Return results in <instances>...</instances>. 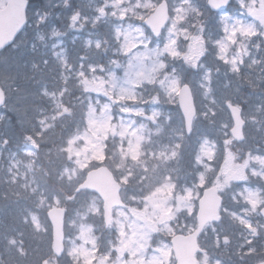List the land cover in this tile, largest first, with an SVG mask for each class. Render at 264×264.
Wrapping results in <instances>:
<instances>
[{
	"label": "rangeland",
	"instance_id": "obj_1",
	"mask_svg": "<svg viewBox=\"0 0 264 264\" xmlns=\"http://www.w3.org/2000/svg\"><path fill=\"white\" fill-rule=\"evenodd\" d=\"M197 1L200 2L202 0ZM4 3L5 0H0V7H3ZM140 4L142 3L136 0V2H132V5L126 11L122 9L119 12V16L121 17L120 22L122 23V20L125 18L126 21L133 24V26H127L125 29H120L119 26L116 27V44L118 49L116 50L115 55L119 57L121 66L117 63H110V66L118 71V75L114 77L110 76L106 78L105 82H99L94 86V94L96 96H101L103 103L108 102L109 106L103 109L104 111L100 116H95L94 110L91 109L87 118L89 129L88 134L77 136L69 145L66 161L76 162L78 169L86 168L88 164L91 163L92 159L96 162L102 159V141L108 137H120V139H124L126 136L131 135V137L136 139V142L131 143L126 147L129 149L134 148L133 145L139 143V138H137V133L134 132L135 130L130 129V125H132L129 121L130 118L139 122L149 121L159 113L160 104L166 107L174 105L177 88L183 80L192 84V89L196 93L198 99L197 110H199L201 116L205 115V110L211 108L208 107L209 105L220 107L221 101L226 98V94H223L220 99L217 98L212 102L210 100V103H208L210 88V84H208L209 80L220 78L223 81L226 80L225 84H238L236 72L228 70L229 73L225 75L221 71H215L213 77L211 72H208L207 74V69L204 68L202 64L196 63H191L189 69L184 68L183 70H178L177 73H172L171 71L169 74L164 72H161L160 74V71H162L164 67L162 57H168L172 60L175 54H178L175 45L178 36L186 41L185 47L183 45L181 46L183 51H187L188 56L194 54L193 51H196L195 45L199 36L196 38L194 37L192 40L188 39L194 35H199V33L195 34L190 28H197L198 23L195 21H198L201 16H205L207 12L204 8L203 10L189 13L186 12V10H182L180 3H175V1H173V3H171V21L169 22L161 40L151 44L150 38L146 37L141 26L136 24L139 22L141 13L140 11H136L135 6L139 7ZM107 7H109V3H105V8ZM116 11L111 10L106 18L111 20V17H115L117 14ZM106 12L107 10L104 12L103 10L97 9L94 13L101 14L100 17L101 20H103L105 19ZM233 12L235 15H231V17H229L230 14L225 13L213 18H206L201 23L204 32H210L208 34L209 37L219 38L210 41L209 44L213 45L215 50L220 52L218 57H220L221 60L227 61L228 56L226 53L224 55L227 46L230 43L235 46L231 61L228 62V65H231L232 67L236 65L235 59H237V52L241 50L243 53L246 46V43H243L245 41L244 38H246L251 31V26L246 20H250L261 29L264 27V1L234 0L232 13ZM242 14L245 17V21L240 18V15ZM28 17L31 22L35 23V10H29ZM101 20L98 15L93 17L92 27L95 30L101 25ZM209 22H211V24H209ZM103 24L106 25L105 22H103ZM251 32L256 33V30H252ZM22 39L23 38H21V40ZM21 40H18L19 42L17 44H21ZM9 53L13 52L10 51L6 53L5 57H7ZM182 55L183 53L180 54L181 58L177 59V67H179L182 60L185 63V55ZM11 61L16 63L13 59H10L8 62ZM193 61L195 62V59ZM8 62L7 59L4 58L0 63L1 71L7 76L9 75L7 68ZM2 72H0V84L5 91L7 89L10 93H16V91L13 90V85L6 83ZM245 74L246 76H249V73L245 72ZM157 75L160 76L156 79ZM145 83H153V87L151 88V92L153 91V93L147 100H143L141 108H120V98L124 96H133L137 87H143L146 89L144 86ZM225 84L223 85L224 90H226ZM142 94V92L138 93V99H141L144 96ZM18 101H21L20 97L15 98V96H13L12 104L10 105L8 103L6 110L8 112L19 110L22 113L23 118H19L18 121L22 119L28 121L29 119H26L27 113L25 112L27 109H24V106L22 105L20 106ZM146 104L150 106L148 110L144 107ZM114 105L119 107V117L112 122L113 118L109 109ZM213 114H216V112H213ZM200 115H198L195 123L194 132L197 136L196 139L201 135L208 134L212 137V140L206 138L200 141L193 154V160L192 157L190 159V164L194 166V170H200V174L191 181L189 187L192 188L190 189L186 186L182 189V193L179 195L182 197L183 201L180 205H177L176 198H174V203L169 205L166 202V196L169 195L170 197L175 193V189L173 188L175 185L173 186V183H163V186H158V188L153 190L152 195H150L148 199L149 203L142 208L141 212L140 210L134 212V218L130 220L129 223H122L121 215H123V217H125V215L117 212L114 224L111 225V228L115 231L118 242L113 243L111 249H109V253L117 250L118 259L112 264H170L172 253L169 242L164 240V237H171L176 232V229L172 226L176 223H171L167 220H169L174 213L181 212L185 217L183 224H185L186 227L189 224L186 222L194 218L192 212L194 213L195 209V203H193V197L196 193L195 191L204 185L211 183L215 184L218 190H223L224 195L228 197V206L234 199L236 200L235 206L238 208L236 214L241 212V208L238 207V200L236 197L228 195L227 188L230 187V184H239L244 181V178L247 175L245 168L243 165H240L231 170L230 157L226 154L219 160L215 159V154H218V149L216 150L213 141H217L224 146L227 143V140H229L228 137L227 140H225V137L227 136V127L224 126L225 118L224 116L217 117L216 119L214 118L212 122H216V124L209 125L207 129L203 125L204 123L201 122ZM120 116H123L124 119L120 118ZM49 122L48 118L41 117V119L38 120L37 125L42 128V131L44 132L48 129ZM248 122L252 125L251 120H248ZM77 140H81V143L76 146ZM222 148L224 149V147ZM123 154H125V152L119 153V156L116 158V163H114V167L118 172H121L123 169ZM54 161H56V159H54ZM212 163L219 164V173H217L218 177L208 178V180L202 179L203 176L208 174L204 170H214L211 167ZM74 174L75 172L72 173V178L75 180L76 175ZM136 181H138V179ZM243 192L245 194L241 199L242 204L247 201L246 205L248 212L254 213L257 216V211L260 205H263L259 202L261 199L257 196L256 192L250 190H244ZM56 203L57 205H60L58 200ZM86 208H89V210L87 213L82 214V220L83 217L88 216L87 219L89 220V224H82L81 218L78 220H69L67 221V224L65 225L66 229L64 230L65 240L67 242L66 259L71 257L70 260L77 261L79 264H87L88 261L93 259V232L96 230L98 225L97 220L99 218L97 205L95 207L93 205H88ZM226 213H228V208ZM231 228H234V224ZM234 230L237 231V238H239L238 242L243 243V245L236 244L238 245V248H236L238 253L244 249V253L240 255L241 259L244 258V255L249 257L254 255L257 250L264 255L263 245L258 246L256 244L252 246V243L255 241H245V238L249 236L247 230L243 234H239L237 228ZM250 231L254 232L252 228ZM187 232V230L184 231V233ZM158 234H162V236L155 240L152 247L151 240L153 236ZM210 237L211 236H209L207 232H204L200 238L201 248H206L210 242L217 243L216 237H214V241H211ZM231 247H235V244ZM208 251L211 252V250ZM101 252L105 259H108L106 250L101 249ZM100 262L101 261H95L94 264H100Z\"/></svg>",
	"mask_w": 264,
	"mask_h": 264
},
{
	"label": "trees",
	"instance_id": "obj_2",
	"mask_svg": "<svg viewBox=\"0 0 264 264\" xmlns=\"http://www.w3.org/2000/svg\"><path fill=\"white\" fill-rule=\"evenodd\" d=\"M30 3L33 5V1ZM35 11L43 17L42 21L35 26L33 33H27L23 46L19 45L11 57L15 58L13 59L15 62L19 57L17 70L11 76L14 79L13 87L16 94L20 98L22 94L36 110L46 108L44 105L48 95L61 94V97L58 103H55V107L52 102L50 103L55 119L49 124L50 129L41 135L38 133L41 129L37 125L38 118L34 114L29 117H35V124L28 121V127L32 126L31 130L24 129L23 123L17 121L14 114H5L4 121L0 123V264L52 263L49 227L44 213L62 196L68 199L67 195L71 193L72 187H65L64 184L67 182V186H70L71 181H75L72 173L75 172L76 177L82 175V171L73 161H66V156L68 143L73 136L85 133L86 130V123L80 120L84 117L83 106L71 103L66 97L67 93L62 90L70 71L69 67L80 64L84 57L88 69L96 68L98 65L105 68L106 60L99 62V59L95 58L96 62H91L96 47L91 41L95 40L99 44V53L101 50L107 53L108 42H111L104 37H92L85 56L82 52L83 44L74 47L78 52L74 57L68 58L67 51L63 50L60 54L67 59L64 66L61 59L62 72L51 75L46 69L47 58L54 55V51L45 45L50 32L47 20L54 23L58 30L71 27L74 32L76 23L71 16L54 14L49 5L42 0L38 3L35 1ZM87 32L85 39L91 34ZM75 33L80 35L81 42L83 40L81 33L77 31ZM114 49L116 45L112 44L111 50ZM257 53L264 56V42ZM257 88L255 91H262L260 87ZM254 89L255 87H252L247 90L248 98H255ZM76 95L78 96V92ZM32 100L35 103H32ZM261 103L264 107V99ZM72 116L78 118L75 123L67 120ZM35 147L36 154L33 153ZM116 148V145L110 146L109 150L113 151H109L108 156L111 154L117 158L119 152ZM121 152H125L122 157H130L139 163L140 157H135L132 152L124 148ZM29 154L31 156L27 157ZM146 154L145 152L142 156L148 159ZM10 164H13V169L4 170L5 166L8 167Z\"/></svg>",
	"mask_w": 264,
	"mask_h": 264
},
{
	"label": "bare ground",
	"instance_id": "obj_3",
	"mask_svg": "<svg viewBox=\"0 0 264 264\" xmlns=\"http://www.w3.org/2000/svg\"><path fill=\"white\" fill-rule=\"evenodd\" d=\"M53 1L55 5H53L51 9L54 14L62 16H71V18L80 17L81 14L79 11V2L74 4H62V0ZM110 28V24L100 25L95 30L94 38L102 37ZM75 32L71 27H67L64 29L60 28L58 31L53 34H50L47 37L46 47L54 51V55H50L47 58L48 64L46 69L51 75H58L62 72L60 69V64L63 60L62 66H64L67 59L60 54L61 52H63V50L67 51L68 58L70 56L74 57L78 55V52L76 51V49H74V47L77 48L80 45V35H77ZM263 33L264 27L259 31V33H252L250 31L247 36H257ZM260 78L264 83V72L260 74ZM13 90L16 91L15 87H13ZM230 93V90H212L209 92V96L221 97L223 94H226V97H228ZM159 106V109L161 111L166 110V106H163L161 104ZM228 109L235 110L238 116L234 117L230 113L224 115L225 127L239 135L250 136L262 139L264 141V123L260 124L256 120L255 113L246 104L236 102L231 104ZM178 113L179 111L178 109H176L171 114L165 115L161 121L156 122L157 128L162 131L166 142L169 144L168 151L170 152V154L167 155L166 158L163 160L162 166L151 175L152 184L150 185V187H158L161 186L163 183L172 184L173 181L176 180L178 176L182 174L183 165L177 161V157L184 155V153L186 152L188 144L187 131L192 130L195 126V123L176 122L175 119ZM77 119V117L72 116L67 120L75 123ZM80 120H82L83 123H86L85 117L80 118ZM248 120L252 121V125L249 124ZM76 137L77 135H74L73 139H75ZM107 145L108 142L106 139H104L101 145L102 157L105 154ZM7 148H9V145H7ZM74 163L76 164V162ZM82 170L84 174L87 172L88 169L83 168ZM202 178H204V176ZM84 182L85 177L81 175L80 177L77 176L75 178V181L70 186H68L72 187V191L69 195H67V205L63 208L64 216L68 221L78 220L82 218V214L78 210L82 199L78 196V193L82 191L79 190V187L82 186ZM51 259L53 264H79V262L77 261L75 262L73 260L64 259L63 254L58 257L53 256Z\"/></svg>",
	"mask_w": 264,
	"mask_h": 264
},
{
	"label": "water",
	"instance_id": "obj_4",
	"mask_svg": "<svg viewBox=\"0 0 264 264\" xmlns=\"http://www.w3.org/2000/svg\"><path fill=\"white\" fill-rule=\"evenodd\" d=\"M228 2L229 0H208L207 6L211 11H220L225 9ZM25 8V0H8L6 9L0 11V50L10 45L14 40V37L22 29L25 23ZM166 15V7L164 4H161L156 9L154 14L143 22V25L151 31L154 37H157L159 35L160 29L165 23ZM179 95L180 106L182 113L184 114L185 122L190 123L193 114L191 112V104L188 92L185 88H183ZM3 104L4 98L2 92L0 91V107ZM229 112L234 117L238 116L237 112L233 109H229ZM187 133H189V130ZM109 187L114 188L115 191H117V185L113 181L111 174L105 168H100L88 174L87 179L83 185L79 187V190L96 191L103 201L109 202L111 198H106L107 189H111ZM218 205L219 200L215 196L206 195L200 201V210L197 215L199 230L206 221L215 220V213ZM108 208L109 207H107V209ZM262 215L264 216V212H262ZM46 216L51 226L52 253L58 257L63 253L62 231L64 213L61 209H52L46 214ZM107 222L108 221L105 220V223ZM172 244H176V241L173 240ZM182 244L183 248L189 251L188 259L186 261L183 251L177 250L176 254L178 258V264H194L192 260L195 251L194 236L182 239Z\"/></svg>",
	"mask_w": 264,
	"mask_h": 264
}]
</instances>
